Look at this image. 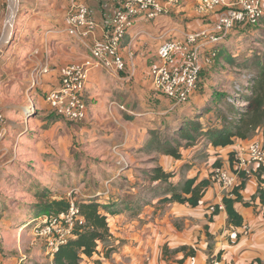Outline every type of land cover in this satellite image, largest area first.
<instances>
[{"label":"rangeland","instance_id":"obj_1","mask_svg":"<svg viewBox=\"0 0 264 264\" xmlns=\"http://www.w3.org/2000/svg\"><path fill=\"white\" fill-rule=\"evenodd\" d=\"M71 6L72 0H0V125L7 129L0 141V264H53L56 238L45 233L49 222L44 223L41 220L43 214L40 213V204L47 200L67 198L72 201L76 198L82 201L91 199L89 196L93 192H97L93 197L98 199L100 195L105 197V193L111 191L118 197L109 201L112 202L109 206L114 211L123 209L128 213L130 208L137 211L139 198V201H149V205L156 210L154 215L161 209L164 214L170 204L161 199L165 196V187H168V184L148 181L149 170H153V166H171L169 161L173 159L175 163H179L178 170L173 169L177 172L173 182L176 183L189 175H206L205 177H211L213 186V183H218L217 179L213 178L215 163L219 162V167H232V152L238 145H247L254 139H259L264 144V128L255 132L251 140L241 141L237 146L214 149L208 137L203 134H196V139L188 143L187 140L180 139L178 129L185 124L186 117L191 118L198 113L196 109L195 113H190L194 111L192 110L178 114L180 107L171 111L174 103L172 101L171 108L168 105L162 107V110L169 109V113L155 116L157 119L161 118L163 125L154 123L157 119L150 125V118L145 122L137 121L138 118L144 117L142 109L137 107L141 101L148 103L147 97L141 100L132 97L131 92L128 99L113 97L114 99L107 100L108 106L104 112L100 108L104 103L101 97L94 101L95 108L90 109L93 100L86 95L88 111L86 118L81 121H71L56 115L45 96L49 90L61 85L59 70L69 64L83 63L92 56V44L74 45L77 44L74 41L69 44L70 37H78L71 35L68 30ZM225 46L227 51L224 56L232 55L235 62L221 66L219 57L214 62L208 58L203 66V80L200 86L204 91L201 94L208 92V84L211 88L209 91L213 90V94H224L218 102L215 99L205 100L206 104L198 114L199 117L201 115L200 122L203 127L214 125L221 113L236 118L238 110L246 103L247 94L243 93L241 100L237 92H244V81L258 72L264 60V17L253 29L236 32ZM153 64L151 62L150 67ZM43 65L49 66V72L33 84L34 69ZM52 74L56 78L54 81H59L58 85L51 84ZM223 78L229 81L222 83ZM141 88H144L143 84ZM117 89L113 85H105L97 89L96 93L108 98L107 93L111 94V90L121 92L126 88ZM155 92V95L161 94ZM151 102L152 109L159 106L158 99ZM26 106L31 108L28 117L24 113ZM110 109L113 112H110ZM114 110L119 111L122 117L120 118ZM174 111L176 112L172 114ZM205 111L207 112L204 113ZM179 119L184 120L180 122ZM135 123L138 127H135ZM139 127L144 131L147 129L146 133L150 134V137L147 136V144L156 138L173 145L175 141L181 140L182 159L176 162L174 157L166 156L156 149L157 144L147 151L146 146L143 149L134 148L127 140L126 145L124 142L128 139L127 129ZM142 130L141 133L136 131V138H139L140 134L145 135ZM124 164L129 166L128 168L136 167L139 172L132 173L133 170H126L127 168L122 170L121 166ZM136 172L144 176L146 188L151 187L153 191L137 187L138 192L133 193L132 187L136 183L133 184L135 180L132 179ZM207 220L211 222L208 218ZM63 224L65 225V222ZM162 224L166 225L168 234L171 235L172 232L175 237L185 222L183 219L170 218ZM233 237L237 238L233 239L234 241L240 239L236 234H233ZM219 238L210 230L207 231L204 224L198 241L192 244L200 250L197 254L201 252L205 255V264L223 260L225 249L222 248V240ZM230 238L228 244H234ZM126 242L121 239L120 243L116 244L112 238L106 244H114L116 247L112 253H118ZM179 242L175 237L172 244L166 242L162 244L160 251L158 248L159 264H181L179 260L184 257V252L175 251L184 245ZM102 251L101 244L99 252L94 254L95 263L105 262ZM193 262L192 259L188 264Z\"/></svg>","mask_w":264,"mask_h":264},{"label":"crops","instance_id":"obj_2","mask_svg":"<svg viewBox=\"0 0 264 264\" xmlns=\"http://www.w3.org/2000/svg\"><path fill=\"white\" fill-rule=\"evenodd\" d=\"M83 2L89 6L91 13L99 22L100 27L97 32V37H102L104 33L103 29L109 24L111 16L113 15L114 5L109 0H83ZM181 2L182 4L180 7L172 9L169 13L160 15L153 20L139 18L136 21L122 43L121 53L127 63V67L124 71L110 74L104 69H95L91 72L86 92L87 97L93 100L90 109L92 107L95 108L94 101L101 97V100L104 103H102L100 108H102V112H104V109L108 106L107 100L111 98H121V100H124L125 98L128 99V96H131V92L133 94L132 97L134 96L141 100L147 97L148 100V103L141 101L137 107V109L141 108L142 112H144L142 114L144 117L138 118L137 121L145 122L150 118L151 120L149 121V124L151 125L153 120L157 119L155 116L169 113V109L162 110V107L168 105L171 108L173 103L172 99L163 94L155 95L156 90L152 85L150 77V64L151 62H157L159 46L168 38H182L187 32L211 29L217 18L216 12L211 14L198 13L195 8L198 0H181ZM253 28L254 27L252 26H238L237 28H234L230 37L224 44L219 46L220 54L226 53L227 47L225 45L227 42H230L236 32H240V30H251ZM235 30L237 31L234 34ZM79 39L80 38L78 37H70L69 44H73L72 41H74L77 43L74 45H91L95 41L93 37L87 39L81 38L82 40ZM210 47L211 45L205 46V50L207 51ZM225 60V58L221 57V66L228 63V61L226 60L225 62ZM52 73L55 75V70H53ZM54 75L52 74L51 76V84L54 83V85H58L59 81H54L56 80V78L53 77ZM226 79L227 78H223L222 83H227L229 81L228 79L225 81ZM142 84L144 88H141ZM105 85H107V87L113 85L118 88L117 90L126 89L121 92L111 90V94H114L111 95L110 93H107L108 98H105L96 93L97 89L103 88ZM209 90H211V88L208 84V93L210 92ZM122 92H128V94H122ZM94 97L96 98L93 99ZM132 97L131 99H133ZM157 99L159 106H157L156 109H152L151 105L153 103L151 101ZM204 101V95L198 93L194 95L188 103L179 104L174 102L171 111L180 107L181 110L177 111L178 114L183 112L188 113L196 109ZM182 105L184 106L181 107ZM105 111L108 112L107 110ZM109 111L113 112L111 109ZM114 112L117 113L118 116L120 115V118L122 117L119 111L114 110ZM175 112L176 111L171 113L173 114ZM162 122L161 118H158L154 123L163 125ZM135 127H138L136 123ZM141 130L140 127L130 130L127 129L128 139H125L124 143L126 145L128 143L129 145H134V148L143 147L147 142V139H149L147 136L150 137V135L146 133L147 129H145L146 131L142 130L145 135L143 136V134H140V137L136 138V131L141 133ZM259 131L260 130H258V132ZM130 133L133 134L131 135ZM126 140L128 143H126ZM239 143H241V141L236 140L233 145L227 147L237 146ZM219 148L221 147H214V149ZM175 160L176 162L180 161L177 159ZM139 161L140 160H138V162ZM169 162H171V166L165 167L163 165V167L168 170H178L179 167L177 166L179 163H175L173 159ZM133 168L137 170L136 167ZM226 168L232 169L231 165ZM134 169L132 173H135ZM137 171L139 172V170ZM247 175L245 188L242 190V194L244 201L250 202L251 205L245 206L242 202L236 204V208L245 219L243 226L233 228L229 225L228 215L222 204V198L230 191V189L224 188L221 183L217 181L218 183L215 182L213 183V186L209 187L201 204L197 207H191L180 203H169L170 205L168 204L169 206L166 207L167 213L162 214L161 209L160 212L154 215L156 211L155 208L149 204H144L134 215L128 211L129 214L125 212L121 215L113 216L110 226L115 243H120L121 239L127 242L121 247L120 252H114L112 253V257L105 258L103 264H159L157 256L162 244L166 242L172 244L173 239L176 237V240L180 241L179 243L192 246L195 241H198L197 238L201 234V229L204 224L210 226L209 230L212 234L220 237L219 240H222L221 242L223 244L222 248L225 249V253L222 255L223 260L214 264H264V203H262L259 198L253 199V195L256 194L258 189L262 186V182L259 180L258 175L254 170L251 171V173H247ZM205 176L206 175H201L199 177L201 179ZM133 177L134 179H131L136 181V174H134ZM132 190L133 193L138 192L137 187H134ZM96 193L97 192H93L89 197L92 198L93 196H96ZM216 204L220 205V212L213 215L212 222H208L207 216L211 214L209 207ZM177 210L182 211L183 213L178 212ZM170 218L183 219L185 222L182 230L177 231L175 237L172 232L171 235H169L167 232L169 230L166 225L162 224L163 221L167 222ZM247 226L249 229L248 231L245 229ZM236 233L240 234V239L234 244H228V238H232L233 234ZM224 236L226 238H224ZM218 243L219 241H217V244ZM200 253L201 252H199L195 258L188 257L185 260V264H188L192 259L194 260L193 264H205V255H202V253L200 255ZM94 260L95 255L92 257H84L83 261L85 264H99L95 263Z\"/></svg>","mask_w":264,"mask_h":264},{"label":"built area","instance_id":"obj_3","mask_svg":"<svg viewBox=\"0 0 264 264\" xmlns=\"http://www.w3.org/2000/svg\"><path fill=\"white\" fill-rule=\"evenodd\" d=\"M109 1L114 5L113 15L103 29L102 37L98 38L100 25L89 6L79 0H72L68 30L73 36L94 38L95 41L90 46L92 56L83 63L62 67L59 70L61 85L49 90L45 96L52 111L71 121H81L87 116L86 85L93 70L105 69L115 74L126 69L127 63L121 53L122 43L136 21L139 18L153 20L182 4L181 0ZM195 8L200 14L217 13L212 28L187 32L182 38L164 40L158 48L157 62L150 68L154 89L179 104L187 102L197 92L204 63L217 55V47L230 37L236 25L256 24L260 20L264 15V0H198ZM207 45H211L208 52L205 50ZM48 72V65L35 68L33 84ZM30 109V106L24 109L26 117ZM6 132V127L0 125V141ZM233 154L234 169L237 172L226 167L214 170V178L230 190L239 181L240 171L251 173L254 170L257 174L264 167V144L259 139H254L247 145H238ZM125 168L126 164L121 166L122 170ZM262 177L264 178V172ZM262 187L264 188V183ZM78 212L77 205L72 201L69 212L64 216L65 225L59 218L47 215L41 217L44 223L49 222L45 233L56 238L54 251L72 234Z\"/></svg>","mask_w":264,"mask_h":264},{"label":"trees","instance_id":"obj_4","mask_svg":"<svg viewBox=\"0 0 264 264\" xmlns=\"http://www.w3.org/2000/svg\"><path fill=\"white\" fill-rule=\"evenodd\" d=\"M256 24L252 23H239L238 26H252L256 27L260 24L261 19ZM237 30L234 31V34ZM223 44V43H222ZM221 44V45H222ZM220 46V45H219ZM219 46L217 47V55L213 57V62L219 57L225 58L228 63H233L234 57L232 55H225L224 53L220 54ZM204 69V68H203ZM201 71V82L202 84V72ZM196 93H194L191 98L201 93L203 90L202 86H200ZM244 92H237L238 97L243 99V93H246V103L243 104V108L238 110V115L236 118H230V116H225L224 113L220 114V117L217 118V122L213 125H207L205 127L202 126L200 122L199 113H201V109L206 104V101L216 100L217 102L221 97L224 96L222 92L213 94L212 91L209 93L206 92L204 95V101L200 106L196 108L198 113H195V110L191 113H195V116L189 118H185V124L179 127L178 134L180 139L187 140L188 143H192L194 139H196V134H203L208 137L210 145L213 147H221L225 148L229 145H233L236 140L247 141L251 140L258 130L264 127V60L261 62L259 66L258 72L249 79L244 81ZM160 93V92H158ZM204 93V92H203ZM202 93V95H203ZM212 93V94H211ZM162 94V93H161ZM210 94V95H209ZM165 95V94H163ZM215 95V96H214ZM166 96V95H165ZM214 96V97H213ZM168 97V96H167ZM208 97L209 100H208ZM229 97V96H227ZM236 97V96H234ZM190 98V99H191ZM171 99V98H170ZM189 99V100H190ZM188 100V101H189ZM172 101H174L172 99ZM187 101V102H188ZM175 102V101H174ZM186 103V102H184ZM181 103V104H184ZM56 115L61 116L57 112L53 111ZM205 111L204 113H206ZM63 117V116H61ZM196 117V118H195ZM181 119V118H180ZM179 119V121H180ZM182 119L180 122H182ZM150 135V134H149ZM145 143L142 149L146 146V151L150 150L157 144L156 149L161 150L166 156L174 157L177 160L182 159L183 155L181 152V140L175 141V145L171 144L168 141H162L159 138L152 139L150 142ZM191 145V144H190ZM156 151V150H155ZM163 155V154H162ZM234 157V154L232 152ZM219 162L215 163V168L219 167ZM129 167V166H128ZM126 170H130L132 168H128ZM213 169V172L215 170ZM134 169V168H133ZM132 169V170H133ZM153 170H149L150 176L148 177V181L158 183L162 182L168 187H165L164 198L161 201L166 203H180L186 204L191 207H197L201 204L202 199L205 197L209 187L211 186L212 180L211 177L201 178L199 175L187 176L184 179H180L178 182H173V178L177 176V172L174 170H168L163 165H155L152 167ZM232 169H234V161L232 163ZM237 172L236 169H234ZM134 171H137L134 169ZM264 172V167L261 168L259 172H257L259 180L264 183V178L262 177V173ZM136 172L137 181H134V187H141L143 190L150 191L152 188H146L147 182L144 179V176H140ZM247 173L245 171L239 172V182L225 194L222 198V204L224 205L225 211L228 215V222L233 228L241 227L245 223V219L240 211L236 208V204L242 202L245 206H250V202H245L242 194V190L245 188V183L247 179ZM139 178V180H138ZM142 178V179H141ZM214 178V177H213ZM215 179V178H214ZM139 182V183H138ZM145 182V183H144ZM144 183V184H143ZM143 184V185H142ZM142 185V186H141ZM153 191V189H152ZM105 197H92L91 199H86L82 201H78V199L74 198L72 200L77 205L79 212L76 216L75 227L72 234L68 237L67 241L60 244L58 249L53 253V264H83V260L85 256L92 257L95 253L99 252L101 244L103 245V255L104 258H109L111 253L115 249L114 244H106L107 241L112 240L113 235L111 232V219L113 216L121 215L125 213L123 209L119 211H114L110 208L109 205L112 204L114 199L118 197L116 194H112L111 191ZM47 197V196H46ZM100 198H105L106 200H102ZM259 198L262 203H264V188L261 186L257 193L253 195V199ZM72 201L67 198L63 199H50L45 203L40 204V213L43 215H47L50 218H59L64 223V216L69 212ZM138 204L137 209H140L142 205L150 204L149 201H139L137 198ZM136 201V202H137ZM136 206V203H135ZM134 206V207H135ZM130 213L134 215L137 211L132 210ZM220 212V205L216 204L210 207V213L208 215L209 221H213V215L218 214ZM207 231L209 230V225H206ZM248 231V226L245 228ZM208 235L211 234L208 232ZM235 235V234H234ZM239 237L240 234L236 233V237ZM233 243V239L230 238ZM230 241V240H229ZM176 252H184V257H182L179 262L182 264L188 257L195 258L197 256L198 249L195 246H189L184 244L178 247ZM220 256L222 251L219 252ZM219 256V257H220ZM3 264V263H2Z\"/></svg>","mask_w":264,"mask_h":264}]
</instances>
